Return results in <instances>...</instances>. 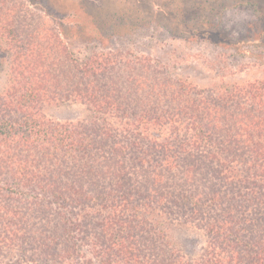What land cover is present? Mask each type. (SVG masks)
I'll return each mask as SVG.
<instances>
[{
	"label": "trees",
	"instance_id": "1",
	"mask_svg": "<svg viewBox=\"0 0 264 264\" xmlns=\"http://www.w3.org/2000/svg\"><path fill=\"white\" fill-rule=\"evenodd\" d=\"M263 3L78 7L101 42L168 23L171 38L223 44L216 37L228 11L264 19ZM56 27L22 0H0L9 57L0 95V264H264L263 84L207 90L141 76L104 83L96 78L148 61L99 52L80 62ZM68 104L85 115L47 112ZM177 226L204 231L206 246L173 245L167 231Z\"/></svg>",
	"mask_w": 264,
	"mask_h": 264
},
{
	"label": "rangeland",
	"instance_id": "2",
	"mask_svg": "<svg viewBox=\"0 0 264 264\" xmlns=\"http://www.w3.org/2000/svg\"><path fill=\"white\" fill-rule=\"evenodd\" d=\"M79 1L22 0L36 19L40 17L51 27L58 26L67 33L65 40L80 62H85L93 53L99 52L122 55L130 61L135 57L148 61L144 67L131 65L129 69L123 67V71L99 76L96 78L99 81L105 83L109 79L115 80V77L126 79L141 76L161 82L181 80L207 90L219 86L231 90L234 86L241 88L258 82L264 87V19L258 18L253 11L236 8L228 11L226 28L220 29L216 37L218 40H228L223 44L214 40L171 38L168 23L165 27L151 24L122 39L101 42L94 29L87 25V17L78 7ZM80 30L88 31L85 37L80 36ZM6 48L5 41L0 39V95L9 77ZM47 112L60 119H77L86 113L79 104L53 106ZM167 232L173 245L178 247L184 248L182 243L189 239L197 241L195 249L200 251L207 243L205 232L193 226H177Z\"/></svg>",
	"mask_w": 264,
	"mask_h": 264
}]
</instances>
